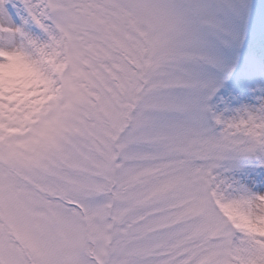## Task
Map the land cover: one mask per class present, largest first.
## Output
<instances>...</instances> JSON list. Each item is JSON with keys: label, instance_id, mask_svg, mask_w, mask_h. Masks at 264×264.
Masks as SVG:
<instances>
[{"label": "snow or ice", "instance_id": "6c2138e0", "mask_svg": "<svg viewBox=\"0 0 264 264\" xmlns=\"http://www.w3.org/2000/svg\"><path fill=\"white\" fill-rule=\"evenodd\" d=\"M250 14L0 0V264H264V89L222 95Z\"/></svg>", "mask_w": 264, "mask_h": 264}, {"label": "rangeland", "instance_id": "374dc122", "mask_svg": "<svg viewBox=\"0 0 264 264\" xmlns=\"http://www.w3.org/2000/svg\"><path fill=\"white\" fill-rule=\"evenodd\" d=\"M237 2L240 5L250 3L251 14L250 17L246 16L242 25L237 26L239 42L234 49L236 70L232 73L228 90H222V95L230 101L232 108L255 104L256 98L261 95L260 89H264V0ZM259 175V170L251 172L249 183ZM260 187L258 181L254 190Z\"/></svg>", "mask_w": 264, "mask_h": 264}, {"label": "trees", "instance_id": "16d2710c", "mask_svg": "<svg viewBox=\"0 0 264 264\" xmlns=\"http://www.w3.org/2000/svg\"><path fill=\"white\" fill-rule=\"evenodd\" d=\"M231 87V86H230Z\"/></svg>", "mask_w": 264, "mask_h": 264}]
</instances>
